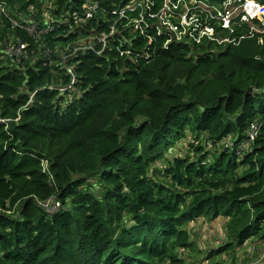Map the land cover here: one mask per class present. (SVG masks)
I'll return each instance as SVG.
<instances>
[{
  "label": "trees",
  "instance_id": "1",
  "mask_svg": "<svg viewBox=\"0 0 264 264\" xmlns=\"http://www.w3.org/2000/svg\"><path fill=\"white\" fill-rule=\"evenodd\" d=\"M164 3L0 0V264H193L217 219L264 255V28L177 42Z\"/></svg>",
  "mask_w": 264,
  "mask_h": 264
},
{
  "label": "built area",
  "instance_id": "2",
  "mask_svg": "<svg viewBox=\"0 0 264 264\" xmlns=\"http://www.w3.org/2000/svg\"><path fill=\"white\" fill-rule=\"evenodd\" d=\"M183 6L185 8H182ZM237 7L239 10L235 14ZM197 11L200 15L202 12L208 14L219 27L229 32L228 36L222 37L214 26L202 23L197 16ZM119 15L123 18L125 13L121 12ZM91 17V14H88V18ZM154 18L160 22L158 35L165 31V33L172 34L174 41L177 42L187 41L198 45L205 41L219 45L233 44L235 40L231 38V35L235 32V27L239 25L238 18H240V23L252 25L250 35L256 31L253 27L255 21H259L264 28V3L257 0H224L220 6H213L200 0H177L176 2L165 0L163 8ZM28 31L36 33L34 28H29ZM21 49L24 47L22 46ZM44 206L48 211H53L60 207V204L51 201Z\"/></svg>",
  "mask_w": 264,
  "mask_h": 264
},
{
  "label": "rangeland",
  "instance_id": "3",
  "mask_svg": "<svg viewBox=\"0 0 264 264\" xmlns=\"http://www.w3.org/2000/svg\"><path fill=\"white\" fill-rule=\"evenodd\" d=\"M182 8L185 7L183 6ZM238 10L239 7L236 8L234 13L237 14ZM253 27L257 28L255 25ZM10 53L16 57L26 55L22 49L17 50L15 48H11ZM224 227L225 221L222 219L212 222L202 221L198 225L191 223L192 239L196 242V247L193 251H195L194 255H197L193 258V261L185 257L187 261H191L193 264H262L264 255L260 252L257 242L248 243L245 247L235 251L230 250L216 254V251L220 250L226 243H229ZM179 254L182 258L185 256L183 251ZM211 254L214 255L211 257Z\"/></svg>",
  "mask_w": 264,
  "mask_h": 264
}]
</instances>
